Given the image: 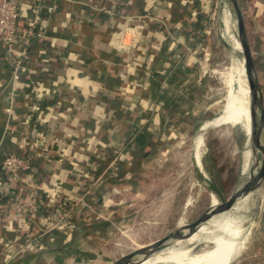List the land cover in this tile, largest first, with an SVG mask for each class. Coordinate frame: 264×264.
I'll list each match as a JSON object with an SVG mask.
<instances>
[{
    "label": "crops",
    "instance_id": "crops-1",
    "mask_svg": "<svg viewBox=\"0 0 264 264\" xmlns=\"http://www.w3.org/2000/svg\"><path fill=\"white\" fill-rule=\"evenodd\" d=\"M46 3L36 17L32 0L20 7V25L33 34L16 42L18 78L0 45V159L27 155L36 165L17 179L0 171V264L75 261L91 239L105 241L127 179L192 131L204 82L199 61L192 84L160 97L179 53L199 37L203 13L192 0H118L114 14L104 0ZM241 9L251 52L264 60V2ZM63 200L72 204L66 218L46 221Z\"/></svg>",
    "mask_w": 264,
    "mask_h": 264
},
{
    "label": "rangeland",
    "instance_id": "rangeland-1",
    "mask_svg": "<svg viewBox=\"0 0 264 264\" xmlns=\"http://www.w3.org/2000/svg\"><path fill=\"white\" fill-rule=\"evenodd\" d=\"M227 1H199V11L203 13L204 19L200 23L196 21L195 32L199 36L200 43H202V60L200 61L203 66L204 82L195 107L192 131L190 134L181 136L174 141L175 143L179 142V146L166 157L153 161L151 165L135 171L132 174L133 176L129 177L131 180L127 179L129 190L121 198L120 206H118L113 219L108 222L107 228H105L108 229V233L98 236L101 239L105 238V241L98 242L91 239L88 245L79 248L81 251L79 255L81 253L83 255L77 258L74 264L88 258L93 250L102 245L148 240L161 234L164 235L175 227L185 226L188 220L195 216L199 217L209 206L212 191L196 175L191 157L188 158V156L191 149L190 143L199 132L203 112L215 93L218 74L223 70L220 63L223 54L227 66H233L228 48L223 42L219 24L221 19L237 12L240 7L243 8L246 0H229L230 4L228 3V5L226 4ZM250 40V42L254 41L253 48H255V35L251 33V29ZM252 57L255 62L261 60L257 52H253ZM254 82L259 85L263 123V131L255 141L254 152L258 153L264 160V76ZM238 86L239 88H237ZM243 87L242 78L238 75L236 89L240 94V99H244L246 96L241 93ZM216 112L217 116L222 114L218 108H216ZM214 125L216 126L211 127ZM211 126L207 130V139L211 142V145L206 148V152L201 157L202 172L204 181L215 189L218 200L223 201L233 191L241 174L240 169L242 167L244 170L246 169L244 165L240 164L242 162L241 152L247 148L246 140L242 136L245 133L241 124L226 123L223 119ZM252 170L256 173L255 168ZM181 177L186 184L188 181H192L193 186L189 185L186 188V184H182ZM257 177L260 178V176ZM253 182L257 192L258 185L255 181ZM135 191L141 192L137 202L133 201ZM254 199L255 194H253L251 202L245 206L244 212L239 213L237 226L241 230V236L238 239H242L248 231L250 211ZM263 226L264 224H262L260 235L256 241L240 252L237 256L239 257L238 261L233 264H264V244L260 243L264 239L262 238L264 235L262 233ZM147 242L149 241L144 243ZM206 244V247L210 245L207 241ZM117 257L116 255L105 257L98 264H107Z\"/></svg>",
    "mask_w": 264,
    "mask_h": 264
},
{
    "label": "bare ground",
    "instance_id": "bare-ground-1",
    "mask_svg": "<svg viewBox=\"0 0 264 264\" xmlns=\"http://www.w3.org/2000/svg\"><path fill=\"white\" fill-rule=\"evenodd\" d=\"M228 3L229 0L226 4L228 5ZM248 20L247 16L242 13L241 7L237 12L220 20V32L223 42L228 48L232 65L243 64L239 75L242 78L244 86L241 88V93H244L246 96L244 99H240V94L235 87L229 111L221 112L222 114L217 116L215 108L212 112V120L209 123L208 129L221 119L226 121V123L241 124L245 133V136L243 134L242 136L245 138L247 146L246 150L241 152V159L242 162H246L253 169L254 160L252 154L255 149L254 144L261 136L263 123L259 85L257 82H252L250 78V63H253L254 59L250 47V29L247 27ZM201 157L202 155L191 157L192 164L196 175L203 184L209 187L212 194H210L211 201L209 206L199 215V218L205 219V223L200 225L197 231L208 235L207 242L210 245L207 248L219 250L240 240L238 238L241 236V230L237 226L239 213L244 212L245 206L251 202L253 194L256 196V190L254 182L250 178L246 180L245 170L242 167L240 169L241 174L236 181L233 191L225 200L219 201L215 189L204 181ZM129 255L128 259L118 256L107 264L194 263V255L185 226L175 227L171 232L169 231L155 240L142 244L139 248L133 249ZM237 256L238 254L227 256L223 260L211 264L223 263L227 259H233V257Z\"/></svg>",
    "mask_w": 264,
    "mask_h": 264
},
{
    "label": "water",
    "instance_id": "water-1",
    "mask_svg": "<svg viewBox=\"0 0 264 264\" xmlns=\"http://www.w3.org/2000/svg\"><path fill=\"white\" fill-rule=\"evenodd\" d=\"M262 1L264 2V0ZM220 63L223 66V70L221 73L218 74L215 93L212 99L209 101L205 111L203 112L200 131L191 146L188 158L193 157L194 155H203L206 152V148L211 145V142L207 139V129L210 121L212 120V112L214 111V109L218 108L222 113L227 110L229 111L232 95L236 87L238 75L241 72V69L243 68V64L241 63L236 66H227L224 54ZM250 72V78L252 82L264 76V60L250 63ZM227 107L228 109H226ZM252 156L254 160L253 169H256V173L252 170V167H250L246 162L241 163L246 167V180L250 178L252 181H255L258 185V190L256 192L254 203L250 211V222L247 233L242 237V239L237 241V243H231L230 245L219 250H211L206 247L208 235H204L197 231V228L205 223V219L199 218L197 216L193 217L192 219L188 220V222L185 224L190 239V247L194 255L193 264H211L223 260L224 257L226 258L227 256L239 254L244 249L250 247L259 237L264 221V160L258 153L253 152ZM257 176H260V178ZM182 184H186L183 179ZM189 185L191 187L193 186L192 181H188L185 187L187 188L189 187ZM191 192L193 193V190ZM172 230L169 231L171 232ZM161 235L148 240H137L127 243H113L105 245L93 251L92 254L88 256V258L82 260L78 264H98L105 257L111 255L121 256L125 259H128V257H130L129 254H131V251L133 249L139 248L142 243L150 240H155ZM238 259L239 257H233V259H227L223 263L219 264H233L237 262ZM74 263V261H65L64 263L60 264Z\"/></svg>",
    "mask_w": 264,
    "mask_h": 264
},
{
    "label": "built area",
    "instance_id": "built-area-1",
    "mask_svg": "<svg viewBox=\"0 0 264 264\" xmlns=\"http://www.w3.org/2000/svg\"><path fill=\"white\" fill-rule=\"evenodd\" d=\"M24 1L0 0V45L3 46L5 61L12 68L15 79L18 78V68L23 55V49L18 50L16 48V42L21 39L25 46L33 34L32 29L24 30L20 25V7ZM104 1L108 5L104 8V12L106 14H114L118 7V0ZM32 6L34 9V17L38 16L43 8L50 10L46 0H32ZM35 170L36 165L34 160L27 155L19 156L10 153L0 160V171L13 179H17L19 173L22 171L33 173ZM71 207L72 204L67 201H59L46 211L44 215L45 220L58 224L66 218Z\"/></svg>",
    "mask_w": 264,
    "mask_h": 264
},
{
    "label": "trees",
    "instance_id": "trees-1",
    "mask_svg": "<svg viewBox=\"0 0 264 264\" xmlns=\"http://www.w3.org/2000/svg\"><path fill=\"white\" fill-rule=\"evenodd\" d=\"M192 1L194 2V6L199 5L200 0ZM197 18L199 19V22H202L204 19L203 14H199ZM187 45L190 50L186 49L179 53L180 55L177 65L174 67L171 74L166 78V85L162 88V92L160 94L162 99L170 97L175 89L189 86L196 79L198 63L202 58V43H200L199 38L196 36L195 39L187 42ZM182 77L183 81L177 84L175 81L180 80ZM134 136L136 140L140 139L136 133H134Z\"/></svg>",
    "mask_w": 264,
    "mask_h": 264
}]
</instances>
